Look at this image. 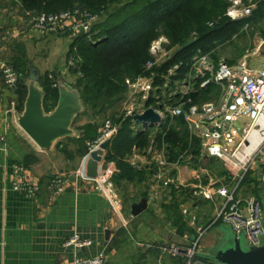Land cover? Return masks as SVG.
Segmentation results:
<instances>
[{
	"label": "crops",
	"instance_id": "1",
	"mask_svg": "<svg viewBox=\"0 0 264 264\" xmlns=\"http://www.w3.org/2000/svg\"><path fill=\"white\" fill-rule=\"evenodd\" d=\"M17 4L20 5L19 0H0V38L4 40L0 45V135L5 137L0 149V264H67L75 256L96 253L103 254V264H183V251L173 255L168 250L170 245L187 248L197 241V252L203 253L215 247L222 224L215 220L227 194L235 187L233 175L229 179L208 172L206 164L215 158L204 156L193 161L192 154L185 153L180 155L182 158L170 161L167 156V177L173 180L169 186L152 175L146 180L113 181L121 200V206L116 208L103 192L94 189L95 178L86 175L89 156L85 142L101 126L92 124L84 107L73 118V134L57 140L49 149L39 148L22 130L18 118L24 110L21 86L25 81H19V74L18 80L8 85L2 73L4 66L21 58L18 52L40 73L55 69L57 87L68 86L72 81L65 61L58 59L55 65L48 62V52L61 36L31 31L29 23L22 19L23 13L16 10ZM11 39L14 45L9 44ZM261 62L263 66L253 68H264V55ZM245 122L248 120L241 118L234 126L241 127ZM259 127L264 128V118L259 120ZM114 138L97 164L98 175L109 166L115 168L113 161L104 158ZM259 138L255 127L251 141L258 148L256 159L236 192L241 198L257 197L264 219V184L259 180L264 142H257ZM155 158L149 151L135 149L128 160L149 172L155 166ZM15 164H21L24 175L37 182V193L30 195L13 188L17 178ZM78 168L83 170L84 179L77 182L70 179L64 191L52 195L49 189L52 178ZM198 184L211 188V199L199 195ZM221 189L226 194H220ZM142 198L147 200L146 208L137 215L131 214V205ZM225 229L229 230L227 226ZM74 235L90 239L91 245L77 249L67 245L66 241Z\"/></svg>",
	"mask_w": 264,
	"mask_h": 264
},
{
	"label": "built area",
	"instance_id": "2",
	"mask_svg": "<svg viewBox=\"0 0 264 264\" xmlns=\"http://www.w3.org/2000/svg\"><path fill=\"white\" fill-rule=\"evenodd\" d=\"M247 6H232L227 8V16L231 19L246 18L251 15L254 3ZM98 15L80 7L56 13H39L32 17L29 26L32 31L40 35L52 32L59 33H85L89 34ZM210 22L209 25H212ZM248 24L244 25L246 28ZM166 41V42H165ZM164 42L166 48L160 46ZM168 41L161 37L152 42L144 69L146 73L134 78L125 79V93L121 100L120 110L115 118L107 117L97 134L86 140L87 155L99 145L110 140L117 134L124 119L129 120L133 132H140L151 125L160 129L163 123L167 128H179L181 120L191 139H198L199 150L202 157H212L221 160L230 175L237 178L234 189L227 194L223 206L220 208L215 221L225 224L234 234L243 236L253 246L264 243L263 214L260 200L255 196L239 197L236 189L240 187L242 179L249 172L255 162L258 148L251 141V133L257 127L260 144L264 142V128L259 127V120L264 118V68H253L246 58L229 64L223 59L215 62L211 59L212 52H197L191 58L189 67L182 77H178L181 63H175L166 69L155 70L161 67L172 55L168 48ZM70 64L75 60L70 57ZM4 82L13 85L17 81V74L10 65L4 66ZM57 84V83H56ZM214 85L217 88V97L203 102H194L192 94ZM212 94V92H210ZM213 95V94H212ZM176 103H172V100ZM152 109L160 121L140 122L136 116L146 109ZM246 118L248 122L241 127H235L237 120ZM5 137L0 135V149L4 147ZM148 151L155 158L152 176L164 186H169L173 180L167 177L166 144L162 142L157 149L156 142L151 139ZM182 156H179V159ZM16 180L13 188L33 195L39 190L34 179L26 177L23 166L15 164ZM116 169L109 166L101 175L94 179V189L101 191L112 202L113 206H121L120 197L112 180ZM74 182L84 179L81 168L67 175H56L49 183L52 195L64 191L69 180ZM259 180L264 184V159L259 165ZM197 192L205 199L212 198V190L208 186L198 184ZM220 194H226L225 189ZM90 239H83L78 235L70 237L66 244L73 248H84L91 245ZM197 241L187 248L177 244L169 246L171 254L177 255L183 251V264H212L196 256ZM183 249V250H182ZM104 256L96 253L93 256H75L67 264H103Z\"/></svg>",
	"mask_w": 264,
	"mask_h": 264
},
{
	"label": "trees",
	"instance_id": "3",
	"mask_svg": "<svg viewBox=\"0 0 264 264\" xmlns=\"http://www.w3.org/2000/svg\"><path fill=\"white\" fill-rule=\"evenodd\" d=\"M251 1L255 4L251 15L234 21L224 17L228 0H19V3L22 13L32 16L43 12L56 13L76 6L99 13L111 5H119L94 24L91 31H95V34L92 38L81 34L72 40L67 54L68 59L73 57L76 60L69 67L76 78L68 86L79 93L85 109L90 111L101 106L105 117L115 118L116 111L112 107L121 103L126 90L125 79L146 73L144 65L150 58L149 49L153 41L164 37L168 41V48L172 50L170 58L161 67L155 66L153 69H166L181 63L178 77H182L194 54L212 52L222 43L215 39L216 36H223L221 32L231 34L245 24H252L253 28L258 29L264 27V0ZM210 22L213 24L209 25ZM227 37L228 34L225 35ZM192 39L195 41L188 47L174 53L176 48ZM27 65L22 58L13 60L11 64L20 74V82L24 81L25 76L28 77L30 65ZM39 80L44 90V111L50 112L58 102L57 84L48 77H40ZM21 87L24 102L27 88L25 84ZM213 90L215 95L210 93ZM217 93V88L209 85L191 96L194 102H203L215 99ZM172 103H176V100H172ZM178 122L181 124L179 128H167V124L163 123L157 130L151 125L140 132H133L129 120L124 119L104 156L115 164L113 181L146 180L153 174V169L146 172L128 160L135 149L148 151L152 138L157 149L161 148L162 142L166 144V154L170 161H176L185 153L192 154L193 161L202 158L198 139L189 141L185 126L181 120ZM203 259L212 263L211 260Z\"/></svg>",
	"mask_w": 264,
	"mask_h": 264
},
{
	"label": "water",
	"instance_id": "4",
	"mask_svg": "<svg viewBox=\"0 0 264 264\" xmlns=\"http://www.w3.org/2000/svg\"><path fill=\"white\" fill-rule=\"evenodd\" d=\"M194 39L185 42L176 48L174 53H178L182 48L188 47ZM166 48L164 42L160 44ZM28 92L24 102V110L18 118V125L28 135V137L41 149H49L57 140L70 137L73 134V118L83 110L82 100L79 93L65 84L58 87L59 98L56 106L50 112H45L43 107L44 92L36 86L39 82V70L29 67ZM136 118L142 123L160 121L159 116L146 109ZM110 140L103 141L99 148L89 153L86 163L87 177L94 179L97 177V164L103 159L104 151L107 149ZM147 206L146 198L140 199L131 205V214L137 215ZM221 239L216 246L208 252H196V256L211 260L213 264H264V243L258 246L250 245L243 236L234 234L230 229H221ZM109 235V230L105 231V236Z\"/></svg>",
	"mask_w": 264,
	"mask_h": 264
},
{
	"label": "rangeland",
	"instance_id": "5",
	"mask_svg": "<svg viewBox=\"0 0 264 264\" xmlns=\"http://www.w3.org/2000/svg\"><path fill=\"white\" fill-rule=\"evenodd\" d=\"M228 1H229V5L227 8H231L232 6H237V7L247 6L249 4L248 2H250L251 0H228ZM118 7H119V5H115V6L111 5L106 10H104L103 12L96 13L98 15L97 22L102 20L106 16V14L116 10ZM16 8H17L16 10L18 12H22L19 4H17ZM253 8L254 7H252V10H253ZM227 10L228 9H226V11L224 13L225 18L232 20V21L237 20V19H241V18H236V19L229 18L227 16ZM32 17L33 16L31 14H25V15L23 14L22 15V19H23V21H25V23H29V21L32 19ZM227 29H228V27H227ZM221 33H223V36L221 38H219L218 36L215 37V39L218 40V42H220V43L222 42V43L219 44L218 46H216V48H214L212 50L213 53L211 55V59L213 61L218 62L220 59H223L224 61H226L229 64H234L238 60H240L242 58H246L248 63L252 67L263 66L261 60H262V56L264 55V27L261 29L253 28L252 24H250L246 28H244V27L242 28L239 26L238 31L231 32V34L227 33L226 31L221 32ZM53 34L59 35L61 37L54 44L53 50L48 52V55H49L48 62L51 63V65H55V62L58 59L65 61L66 62V69H67L66 72L69 73L70 81H73L76 78V74L74 72L72 73V70H69V67L72 65L70 64V59L67 58L68 45H69V42L74 40L77 36H80L81 34H85V33L74 34V33H66V32L65 33L52 32V33H48L47 35L49 36V35H53ZM94 34H95V31H93V32L91 31L89 34H86V35L88 38H89V36H91L90 38H92V35H94ZM226 34H228L227 39L225 38ZM223 38H225V39H223ZM3 41L4 40L0 38V45L3 43ZM9 44L14 45L15 44L14 40L11 39V41H9ZM66 52H67V54L65 57ZM18 53H19V56L22 58V53H20V52H18ZM39 53H43L45 56L44 51H40ZM11 64H12L11 62L8 63V65H11ZM31 65H32V63H31ZM14 71L17 74V80H18V72L16 70H14ZM48 73H49L48 71H45V72L42 71V73L39 72V76L42 78L48 77L50 79H54V80L56 79V70L55 69H52L50 71V73L49 74ZM24 81H25V87L27 88V89H25V91L27 93L28 92V85L31 82L27 78V76H25ZM55 82L58 84V82L56 80H55ZM40 84L41 83L39 80V82L36 83V86L44 92L43 87ZM212 94L215 95V90L212 91ZM26 96H27V94H26ZM211 96L212 95H210V97ZM25 99H26V97H25ZM82 104H83V102H82ZM120 106H121V103H120V105L118 104V105H116V106L114 105V107H112V110L116 111L115 114H117L119 112ZM83 107H84V104H83ZM102 110L103 109L101 106H97L95 109H93V110L91 109L90 111H88L90 118L92 119V124H96L97 127L102 126L104 120L107 118V116L105 117V114L103 113ZM180 126H181V124H180ZM206 165L208 167L209 173H210V171H212V173H214V174L221 175V176L225 175L226 177H228L230 179L231 175L229 174L227 167L225 166V164L221 160H219V159L213 160L212 159ZM59 175H61V174H59ZM231 178L234 179L232 181V184L235 185L237 178H235L234 176H231ZM174 202L177 203V201H174ZM263 225H264V219H263ZM225 227H226L225 224H223V225L220 224V226H219L220 229H225ZM221 236H222L221 232L217 234V238H216L217 242L221 239Z\"/></svg>",
	"mask_w": 264,
	"mask_h": 264
}]
</instances>
